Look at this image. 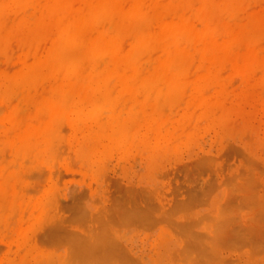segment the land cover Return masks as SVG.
<instances>
[{"label": "rangeland", "instance_id": "rangeland-1", "mask_svg": "<svg viewBox=\"0 0 264 264\" xmlns=\"http://www.w3.org/2000/svg\"><path fill=\"white\" fill-rule=\"evenodd\" d=\"M8 1L10 0H0V43L2 42L3 44L2 46L0 45V89L5 86L9 78L15 77V73L19 71L22 66L27 64L24 68H21L23 70L28 64H34V61L38 60H34L35 57H40L42 60V58H44L42 56L47 55L48 52L46 54L44 52L49 48L48 45L51 46L52 41H50V39L52 38L53 40L54 37V35L52 36L50 33L55 32V26L58 24L69 23L74 19V16L77 17L78 14L81 13V9H83L82 4L84 2V0H59L62 5L58 2V9H62V12L65 10L66 12V14L62 12L59 14L56 6L54 8L50 2H48L50 4V9L46 6L47 9L45 8V10V6L40 4L41 1L39 0H32V3L40 2V5L38 4L39 6H35L37 5L35 3L30 5L31 0H29V2L24 0L20 2L19 5L17 2L13 3V0L10 2ZM130 1L131 0L128 2L130 3ZM155 1H152V5L149 6L151 13L149 8L146 7L148 6L147 3L149 2L151 4V2H146L145 0L146 5H144V8L148 10L150 13L147 12L151 15L157 14L154 13L156 11L159 13L160 11L166 13L169 11L174 12L171 13L173 15L170 14L173 18H178L177 16L180 15H176L175 12L177 11L178 13L180 9L187 6H184L180 0H178L180 3H178L181 4V6H179L178 3L175 4L172 0H170L171 2L169 0H161L157 3ZM188 1H190V5L188 2L189 7H187L190 10L188 14L185 12L187 8L184 9L187 15H183V10L179 13L189 19H193V22H190L191 26H194L193 23L199 25V23H196L198 19L195 21V17H191L190 13H195L199 9L200 0H198L199 5L194 4L193 6L191 4L193 0ZM214 1L216 3L212 5ZM223 1L224 0H222V2ZM11 2L13 3V7L11 6ZM72 2V6H69ZM78 2H81V5H79ZM168 2H170L169 5ZM209 2V8L213 12L212 15V12L209 11L211 12L210 15H212L213 18L215 17L213 20L211 19V24H216L217 34H213L212 30L211 35L213 38L210 37L211 35H208V40H210L211 46L213 45V49L221 45V49L220 47L216 48V50L218 49L219 51L221 50L224 52L226 47L229 46L228 50L226 49L227 54L223 56L218 54L215 58L213 56L211 60L209 58L212 55L207 56L210 63H212V61L215 63V60L221 56L220 60L218 59L220 63L218 62L219 64H216L217 67L220 68H217L216 65L214 67V64H209V61H203V63L207 62L208 66L210 65L215 69L212 71L211 67H208L211 74H216V71L219 70L218 75H220L219 77L223 83L226 84L224 87H221V85L216 87L217 85L212 86L213 83L209 81V84L212 85H207L211 89L209 90V88L206 87V89L209 90L206 92L204 89V93L208 95V92H210L211 97H213L211 93L213 95H220V97L214 96L216 101H213L214 98H212V100H210L211 102H209V107L214 115L213 117L217 119L214 120L215 118L213 119L212 117L209 119L201 115H199L201 117H198L196 115L198 112V107L196 108V106H199V104H195L194 108H196L197 111H194L195 109L192 106L194 104L191 102L196 101L193 100V98L195 97L194 99H196L197 95L190 98L189 94H191L190 90H192V87L188 89L187 87L189 85H186L184 89L187 88V90H185L184 93V89H182L181 95H183V99L189 102L191 100L190 104L189 102L186 104L188 107L191 106L190 109L193 108L194 110H191L192 114L187 115L188 117H186V120L182 117V126H187L183 130H178L177 127L180 125L178 123L176 127L177 131L173 130L174 128L172 131L169 129L172 128L173 125H176L177 113H180L183 109H187V107L184 108L185 102H181L179 105L172 103L175 104L176 107L179 106V108L177 107V112L173 110L174 116L169 119L171 121L173 117L176 116L175 121L172 122L173 125L167 120L168 118L164 119L163 123L166 121L168 122L166 123V127L170 126L167 128L170 131L169 133L164 129L165 127L162 128L166 132H164L163 129L160 130L161 132L163 131V134L159 132L161 135L155 132H153V134L152 131L148 132L149 130L142 129L144 128V122L142 128L139 130L140 132L142 130L147 132L145 134H140V132L138 133L136 131V134H140L138 136H135L134 133H130L129 135L126 134L125 137L127 136L126 138H128V136H130V139L126 141L127 144L124 147H122L124 144L121 146L105 147L101 145L100 142L97 145L95 143V137L98 136L93 134V136H91V134H89L90 132H85L95 127L96 124L93 123L94 121L74 120L75 123L72 122L76 126L74 129L72 123H70L71 125H67L69 121H63L59 129L60 131L62 128V132H59L61 134H57L55 137L56 140L59 139V144L57 146L54 145L56 148L53 146L55 149L53 148V150H51L50 147L45 148L43 152L36 154L37 152L30 150L32 147L30 146L27 149L28 151L26 150L28 156L25 152L27 159H29L30 154L32 156V152H34V154H36L34 156L39 155L43 158L42 161L50 160V163L39 164V160L34 158V163L36 164L32 167L31 162L29 164L27 159L24 160V162L30 165V171L34 169V171L38 170L39 173L37 171L28 172L29 169L27 164H25L27 166L24 167L26 169L23 168L24 170L22 168H19V170L16 168L20 173L23 172V182L19 180L20 183H22L20 184L18 182L20 185L16 184L19 185L24 194L23 195L22 192L18 193L24 196L25 203L29 202L28 205L32 206L30 202L34 201V197L37 194L38 196L42 194L40 199L42 200L44 196L42 201L45 202L46 206L44 204L41 205L42 207L44 205L43 208L45 209L43 211L39 208L38 211H43V213L39 215L35 213V210L38 208L35 207V209L33 208L34 210H30L27 207V210L25 212L23 211V216H21L22 211H19L22 206H18V204L20 205L21 203V197L19 199L20 201L17 198V200H14L17 201L14 202V204L17 203L16 205L13 204V206L10 204L11 202L9 203L10 207L13 208L11 209L9 207L11 209V211L9 210L11 214H9L8 218H5L7 221L4 220V222H9L10 225L7 224V226L9 225L8 227L5 225L6 228L3 226L4 224L2 225L0 222V225L5 228L2 229L0 226L2 229H0V264H8L7 261H14L15 264H264V147H262L264 146V94L261 93L264 89L255 85L256 80L260 78L259 72L257 73L255 70L249 71L246 69V61H244L246 62L244 63V67L242 66V58L245 57V59L249 60L247 56L251 57V53L249 54V52L256 50L259 56H264V0H238L239 3L234 1L235 4H230V7H226L225 5L229 2L227 0L224 1L225 6H223V4L221 5V0H209ZM42 3H44V0H42ZM27 4L28 6H26ZM215 4H218L216 7L217 9L214 8L216 6ZM16 5L17 7L15 8L14 6ZM78 5L79 7L77 8ZM125 6L127 7L128 5ZM194 7L195 10H193ZM76 8H80L79 11H76ZM234 8L237 9L235 10ZM43 9L45 10L44 17L50 15L51 17L53 15L55 16V13H58L60 16L56 14L55 17L57 18L53 19L50 25L48 24L49 21H44L43 14L42 18L39 17ZM55 9L56 11L54 12ZM191 9L193 11H191ZM24 10H26V12L29 10L27 12L28 14ZM70 10L71 12L75 10L73 12L74 14L71 13L73 15L72 18L69 16ZM215 10L216 15L214 16ZM51 12H54L52 13L53 15ZM35 16L37 18H35ZM54 16L52 18H54ZM216 16L218 18H216ZM32 17L34 18V22ZM46 17L45 20L49 19L48 17L46 19ZM24 18L28 22L24 21ZM62 18H64L66 22H63ZM41 19L43 21L39 22ZM170 19L172 18L170 17ZM25 22L27 23L25 24ZM34 23H39L40 27L44 24V27L42 25V28L39 27V29L36 30L37 28L35 29L33 27H38L39 24L35 25ZM255 23L259 25L257 26V29L259 27V34L257 33L259 40L256 39V41L258 40L257 43L253 41L251 45L255 50L250 51L252 46L251 48L249 47L250 43L247 37H245V30L243 31L244 36L241 29H247L249 28L247 26L251 27L253 24L255 25ZM52 24H54V28L51 27ZM2 25L3 27H1ZM196 25L193 27L194 29H197L195 28ZM48 26L52 29L47 30ZM245 26L247 28H245ZM200 27H202V25ZM1 28L5 29H2L4 31L2 35ZM213 28L214 25H211V29ZM40 29H44L45 32L39 31ZM154 30L155 29L152 28V31ZM35 31L37 32L35 33ZM126 32L124 31L123 33L127 34V39L122 36L124 40L120 38V42L121 40H123L122 43L124 42L123 45L120 46H124L125 51L129 49L128 44L132 42L130 41L132 39L131 34L129 35V31ZM41 33H43L42 35H46L40 38L39 35L42 36ZM231 34L235 35V37ZM214 35L218 36L216 37L218 40L223 39L226 45H222V43H224L223 41H220V45H218V40L213 41V43L212 40L215 39ZM226 38L229 40H225ZM226 42L230 43L227 44ZM215 43H217L216 46ZM255 43L256 48H254ZM82 45L83 44L77 45L78 48H82L80 51L85 48V46ZM30 46L33 47L30 48ZM46 47L48 48L46 49ZM155 48L158 49V46ZM193 48L198 52L195 47H192V53ZM230 48H232L234 52H232ZM33 49H35V51ZM120 49L124 51L123 48ZM156 49H154V51H156ZM158 50H160V48ZM154 51L152 53H155ZM36 52L39 56H35ZM159 53L161 54V52L156 51L155 59L153 58L154 61L156 57L160 56L158 55ZM192 53L191 56L193 59L196 55ZM199 53L200 52H198V56L200 57ZM150 56L154 57L152 54ZM225 56L231 58H226ZM253 57L257 58L258 56ZM196 59H198L197 56L195 60L193 59L195 61L193 68L196 66ZM199 59H201V57ZM224 59L226 60L224 61ZM153 60L151 58L148 62ZM200 61L201 60H199V62L197 61V63L201 64ZM148 62L145 63L147 64ZM239 64H242L240 65L242 69H238V67L234 70ZM43 67H45V69L41 71H49L48 64H45V66L43 65L42 68ZM205 68L208 69L206 66ZM192 71L194 70L192 69ZM45 72H40L39 76L41 75L42 77H39V80L37 76L31 82L33 85H30V82L27 81L18 82L22 88L18 89L19 91L17 90L19 94H17L14 89L18 84L11 89L12 91L14 89V95L11 94L13 92H9L11 98L12 96H16L15 100L20 101V111L22 112L23 110V114L28 113V117L34 112L33 109L37 108L34 107L38 102L40 106L44 102L42 99H46V95L48 96L50 93L48 91L51 89L49 85L51 87L53 85L51 82L54 81H52V75L50 76L49 72L45 75H48L47 77L42 75L45 74ZM192 74L193 72L191 75ZM234 76L237 77L235 78ZM43 81H45V83H43ZM26 84L27 86L24 87ZM139 90L142 91L141 89ZM139 90L138 92L140 93ZM142 92V95L147 96V92L146 94ZM182 93L190 99H186ZM10 95L8 96L9 106L11 103H15V101L11 102V98H9ZM210 96L209 99H211ZM126 97L129 96L126 95ZM136 97L140 103L137 105L138 102L131 98L134 100L133 107L136 106L137 111L140 112L141 109H145L143 106L141 107V104L145 105L143 101L147 103L148 100L144 99L142 101L140 100L142 96H140V98L138 96ZM216 97L221 99L217 100ZM131 99L130 101H132ZM179 99L181 100V98ZM180 100L178 101L180 102ZM130 101L129 103L132 107ZM18 103L19 102H17V104ZM129 103L127 104L130 106ZM87 104L88 101L84 100L83 106L85 110L88 106ZM166 104L164 105L166 106ZM12 105L13 104H11L10 107H12ZM147 105L148 104H146L145 107ZM168 105L166 107H174L172 109H176L175 105ZM14 106L12 107L14 110H17V107H19L18 105L17 107L15 106L16 108ZM165 106L164 108L167 110L168 108ZM147 107L150 108V105ZM147 107L145 110H148ZM14 110L13 112H15ZM185 111L189 112V108ZM30 112L32 113L29 114ZM168 112H170V108ZM193 112L196 113L194 119L191 120L193 118ZM185 113L187 114V112ZM185 113L182 112L181 115H185ZM199 113L200 111L198 114ZM15 114L20 118L23 115H18L19 112ZM16 116H14L13 120H15ZM23 120L25 121V118ZM6 121L3 123L5 128L8 126V123L12 122L11 120V122ZM20 122L21 120L19 119V126L21 125ZM86 123L87 125H85ZM163 125L165 126V124ZM223 125L230 128L226 130L227 132L225 131V133V126L223 127ZM82 126L85 128L89 127L88 129H84L83 134L81 132L83 129ZM182 126L180 127L182 128ZM10 127L13 128V126ZM77 129L81 132L80 134L77 132ZM0 131L3 133L2 128ZM151 133L153 135H151ZM1 135L3 136L0 137L1 139L7 138L4 137L5 133ZM134 136L136 144H132L133 141H130L132 139L134 140ZM101 137L99 140L103 138ZM13 138H16V136ZM13 138L11 139V137H9L8 139L9 141L10 139L13 141ZM102 140L105 139L103 138ZM91 141H93V144H91ZM143 141L145 142L142 143ZM57 142L58 141L54 144ZM129 142L131 143L129 144ZM10 144L11 143H9V145ZM4 145L5 144H3V146ZM12 147L13 145L10 148L12 149ZM10 148L1 149L2 152L0 156L2 159L7 156L4 154V151H6L7 154L11 153L9 152L11 151ZM32 149L35 150V147ZM46 150L48 151L47 154ZM13 151L14 150H12L11 153L12 157L14 156L13 154H15ZM42 154L44 155L42 156ZM157 154H159L158 157ZM21 157L25 158V155L23 154ZM7 158L9 160L11 157H6L5 160ZM10 161H12V159ZM6 163L9 164V161ZM2 164L3 163H1V165ZM5 165L9 167L10 164ZM8 167H5V169L7 170ZM6 170L0 171L4 173L7 172ZM21 170L23 171L21 172ZM50 170L53 173H51ZM23 176H21V178ZM16 184L13 183V186L15 185L14 187H17ZM14 187L12 188L14 189ZM36 189L40 191L37 192ZM15 190L17 189H14L12 192L16 193ZM35 204L37 205V203ZM24 206L25 209L27 205ZM41 206H39L38 203L37 207ZM19 207L20 209H18ZM29 211H32V213ZM4 212L5 211H3V213ZM3 215H6V213ZM1 216L2 215H0V217ZM32 216L34 217L32 218ZM2 217L4 219V216ZM22 217L28 219L23 220ZM20 218L24 222H19ZM32 219H34L33 221L36 223L33 222ZM19 223H21V227H25L24 230H22L24 234L26 233L23 243L20 241L21 239H19L21 237L18 236V231H20V226H18ZM23 223L24 225H22ZM27 225H29L30 228H28ZM16 229H18V231H16ZM176 229L178 231H176ZM16 240L19 242H16ZM11 262L9 264H12Z\"/></svg>", "mask_w": 264, "mask_h": 264}, {"label": "bare ground", "instance_id": "bare-ground-1", "mask_svg": "<svg viewBox=\"0 0 264 264\" xmlns=\"http://www.w3.org/2000/svg\"><path fill=\"white\" fill-rule=\"evenodd\" d=\"M10 1H8V2H10ZM23 1L24 0H13L12 2L13 3L17 2V4L19 5V3L23 2ZM27 1L29 2V0H27ZM33 1H35V0H33ZM39 1H41V3L40 2H38V3L33 2L32 3V0H31L30 5L34 4V3L37 4L35 6H39L40 4H43V6H45L44 9L45 8L47 9L46 6H48V9H50L49 6L52 3V6L54 8L56 6V8L58 9L57 3L60 2L59 0H49V1L44 0V3H42V0H39ZM128 1L129 0H86V1L84 0V2L82 4L83 9H81L82 11L80 14H78L77 17L76 16L73 17V15H72V14H74L73 12L75 10L72 12L70 10L69 16L71 18L73 17L74 19L68 23V22H66V20H64V18H62L63 22L65 21L66 24H64V23L58 24L57 26H55V32L50 33V34H52V36L54 35V37H53V40H52V38L50 39V41H52L51 46L48 45L49 48L46 47V49L48 48L49 51L47 49V51L44 52L45 54L48 52L47 55L42 56V54H41V56L44 57V58H42V60L40 57L39 58L35 57L34 60H36V59H38V60L34 61L35 62L34 64H31V65L28 64V66L23 70L21 68L22 67L24 68L27 64L25 66H22L20 68L21 70L19 69V71H17L15 73V77H12V78L8 77L9 79L6 81L7 83L5 84V86L3 87V85H2L3 88L1 87L2 89H0V129L1 128L3 129V133H2V131H0V137L2 136L1 134L4 135V133H5L4 137H7L6 139H8L9 137H11V139H12L14 136H16V138H13V141H11V139L9 141V139L6 140L5 138L4 139L0 138V140H1L0 141V150L1 149L3 150L4 148H10L13 145L12 149L10 148L11 151H9V152L12 153V150H14L13 152L15 153V154H13L14 156L12 157L11 153L7 154L6 151H4V154L7 156H5L4 159H2L0 156V160L1 159L3 160V161L1 160L2 162L0 161V165H1V163H3L0 166L1 167L0 170L5 171L6 170L5 167H8L5 164H7V165L10 164L6 170L7 172L2 173L3 171L2 172L0 171V215L4 216V219L2 216L0 217V220H1L0 222L2 223V225L4 224L3 226H5V225L7 226V224L10 225L9 222H7V223L4 222V220L7 221V219H5V218H8L9 214H11L10 211L13 208V207H10L9 203L11 202L10 204L13 205L14 202H17L14 200H17V199L19 200L20 197H21V199H20L21 203H20V205L18 204V206H20V207L22 206V207H21V209H20V207L18 209H20L19 212L22 211L21 216H23V211L25 212L27 210V207L30 210H34L35 207L38 208L37 210H35V213H37V215L43 213V211L45 209V208H43L45 205V202L42 201L44 199V196H43V199L41 200L40 196H42V194L41 195L39 194V196L37 194L34 197V201L31 200L32 202H30V205L32 204V206H33V204H34V206L33 207L29 206L28 205L29 202L25 203L26 201L24 200V196H23L24 194L19 187V185L23 182V179H24L22 171L24 169H26L24 167H26L28 165L27 162H24V160L27 159V156H28V152H27L28 150L27 149L30 146H32L30 148V150L37 152L36 154L43 152V149L49 148V147L51 148V150H53V148L59 144V139L56 140L55 137L57 134H61L59 132H62V128L60 131H59V129H60V125H61V123H63V121H65V120L69 121V123L67 125H71L70 123H72V122L75 123L74 120H77V121L78 120L94 121L93 123L96 124L94 128L88 129L89 127L85 128L82 126L83 127V129L81 131L82 134H83L84 129H88L89 131L86 130L85 131L86 133L90 132L89 134H91V136H93V135L98 136V137H95V139H96L95 143L97 145L100 142L101 145H103L105 147L106 146L107 147L121 146L123 144L124 145L122 147H124L127 144L126 141H128V139H130V136H128V138H126L127 136L125 137L126 134L129 135L130 133H134L135 136L136 135L138 136L140 134H145L147 132V131L145 132V130L144 131L142 130L143 132L141 131L142 132L141 133L139 130L142 128L144 122H145L144 128H142V129L149 130L148 132L152 131V133L155 132L156 134H159V135H161V133L163 134V131L161 132L160 130H162L164 127H165L164 129L167 131V133L172 131L173 128H174L173 130H176V131H177V128H178V130H180V129L183 130L187 126L184 127V125L182 126L181 123H182L183 119L184 120L187 119L186 118V117H188L187 115L192 114L191 110L194 108L195 104H197V105L199 104V106H196V108L198 107V112L200 111V113L198 114V112L197 113L193 112L194 116L192 115L193 118L191 120L194 119L195 113L198 117L205 116L206 118H209V119L211 117L213 119L215 118V117H213L214 116L213 112L209 107V104H210L209 102H211L210 100H212V98H214L213 101H216L214 96L216 95V96L220 97V95H217V94L213 95L211 93V95L213 96V97H211L210 92H208V95H207V93H204V89H205V92L209 91L211 89L210 87H208V85H210L209 81L213 83V85L211 84L212 86L217 85L216 87H218L220 85H221V87H224L226 84H224L223 81L221 80V78L219 77L220 76V75H218L219 70L216 71L217 73L215 72L216 74H214V73L211 74V72H209V68L211 66L210 65L208 66L207 62L203 63V61L204 60L209 61V64H212V65L214 64V67H215L216 64L218 65L220 63L219 60H220L221 56L218 58L219 60L218 59L215 60V63H213L214 61H212V63H210L211 58L213 56H214V58H215V56L217 57L218 54L222 55V56L227 54L226 49L228 50L229 46L226 47V49L224 51L226 53H224L221 50H220L221 51L220 52L218 49L216 50V48L220 47V49H221V45L219 42L223 41L224 43L221 42L223 45V44H225V41L223 39L222 40L221 39L218 40V38L216 39V37H218V36L214 35L215 39H213L212 42L215 40L216 41L218 40L217 42L219 43L218 45H220V46L213 49L212 48L213 45L211 46V42H210V40H208V37H209L208 35H211L212 33L217 34L216 33L217 32V26H215L216 24L215 23L211 24L212 20L215 17L214 18L212 17L213 12L209 8V6H210V5H208L210 3L209 0H200L199 9L195 13H192L193 15L190 13L191 17L192 16L195 17V19H194L195 21L197 19L200 21L199 22L197 20L196 23H199L200 26L202 25V27H200L198 24L196 25L193 23L194 26L196 25L195 28H197V29H194L193 28L194 26H191V24H190V22H193L192 18L189 19L186 16H182V14H180L181 10H183V15H187L188 11H190L187 8V7H189L188 2L190 5V1H188V0H180L184 6L185 5H187V6H185L183 9H180L178 11V13H177V11L175 12L176 15L177 14L180 15V16H177L178 18H173L171 16L173 14H171V13H174V12H169V11L167 12L168 14L166 12H163V11L162 12L160 11V13L156 11V12H154V13H157L155 15L149 14L151 12L149 6L152 5V3L155 0H146V2H148V1L151 2V4L148 2L147 3L148 6H146L147 8H149L150 12L148 10H145V8H144L145 7L144 5H146L145 0H144V4H143V0H131L130 3ZM160 1L161 0H156L155 2L157 3ZM172 1H174L175 4L179 2L178 0H176V1L172 0ZM227 1H229V2L226 4H225V2L223 3L222 0H221L222 3L221 2L220 3H221V5L223 4V6L226 5V7H230V4L234 5L235 4L234 1L236 3H239L238 0H233V1L227 0ZM12 2H11V6L13 7ZM48 2H50V4ZM126 2H127V4H126ZM170 2H168V5L170 4ZM198 2H199L198 0L197 1L193 0V3L191 2V4H192V6L194 4L199 5ZM45 3H46V5H45ZM179 3H178V5L181 6V4H179ZM214 3H216V2L214 1L212 3V5ZM217 3L219 4V2H217ZM28 4L26 6H28ZM72 4H73V2L69 6H72ZM78 4L81 5V2H78ZM61 5H62V3H61ZM79 5L77 6V8L79 7ZM125 5H128V6L126 7ZM217 5L214 7L215 9H217L216 8ZM192 6H190V7H192ZM223 6H221V7L224 8ZM14 7L16 8L17 5ZM32 7H33V5H32ZM168 7H171V6H168ZM232 7H234V6H232ZM232 7H231V9H232ZM77 8H76V11H79L80 8L79 9H77ZM178 8H180V7H178ZM178 8H177V10H178ZM25 9H27V8H25ZM44 9L42 10L41 16H39L41 18H42V14L44 17V11L46 10V9L45 10ZM184 9H186L185 12H187V14H185ZM9 10H10V8H9ZM61 10L58 9L59 14H61V12H62ZM193 10H195V7ZM193 10L191 9V11H193ZM6 11H7V9H6ZM24 11L26 12V10H24ZM55 11H56V9L54 10V12ZM209 11H211L212 13ZM54 12H51V14ZM69 12H68V14H69ZM215 12H216V10L214 11V13ZM58 13H55V16H56V14L58 16L59 15ZM62 13L66 14L65 10ZM210 13L212 15H210ZM32 15H34V14H32ZM215 15H216V13L214 14V16ZM55 16H54V18H52L51 15L47 16L49 19L52 18L51 20L47 19V17L45 16L47 20H45V17H44V21L45 22L49 21L48 24H50V23H52L51 21L53 19L57 18ZM170 17L172 19H170ZM35 18H37V17L35 16ZM71 18H70V20H71ZM216 18H218V17L216 16ZM23 20L27 21V20H25V18ZM23 20L21 19V21H23ZM217 20H216V22H217ZM24 21H23V23H24ZM42 21L43 20L41 19V21H39V22H42ZM27 22H25V24ZM33 22H34V18H33ZM34 24L37 25L39 23H37V24L34 23ZM42 25L44 27V24H42ZM42 25H41V27H40V24L38 27L37 26H34V27L32 26V27L35 29L37 28L36 30H38L39 27L42 28ZM211 25L212 26L214 25L213 29H211ZM249 25H252V24H249ZM53 26H54V24H52L51 27H53ZM257 26H259V25H256V23H255V25L253 24L251 27L247 26L249 28H247L245 26V28H247V29H241L242 34H243V31L245 30L244 33L246 36L244 34L243 35L245 37H247V40L250 43V46H249L250 48L252 46L251 44L253 43V41L255 42L256 39L259 38V37H257V35L259 34V31H258L259 27L257 29ZM1 27H3V25ZM47 28H48L47 30L52 29V28H49V26ZM152 28H154L155 30L152 31ZM2 29L3 28H1V30ZM3 30H5V29H3ZM3 30L1 31V35L4 34V33H2V32H4ZM32 31H31V33H32ZM39 31H44V29L43 30L40 29ZM124 31L125 32L129 31V35L131 34V36H132V39L130 40L132 42H131V44L129 43L130 46L128 44L129 49H127L126 51L124 49L125 48L124 46H120V45H123V43H124V42L122 43V41L124 40L122 37H125V38L127 37V34L123 33ZM211 31H212V33H211ZM239 31H240V29H239ZM36 32L37 31H35V33ZM154 32H156V33H154ZM42 34L43 33H41V35ZM45 35H42V36L39 35V37L43 38V36H45ZM129 35H128V38H129ZM232 36L235 37V35H232ZM49 37H50V35H49ZM210 37L213 38L212 35ZM228 37H230V36H228ZM260 37H261V35H260ZM40 38H39V41H40ZM120 38L123 39V40H121V42H120ZM236 38H237V36H236ZM236 38H235V40H236ZM225 40H227V38ZM257 41H256V43H257ZM119 43H122V44H119ZM226 43L228 44L230 42H226ZM256 43H255V45L253 44L255 46L254 48H256ZM37 44H39V43H37ZM40 44H41V42H40ZM78 44H83L82 46H85L84 50L80 51L82 48L81 49L78 48V46H77ZM216 44L217 43H215V46H216ZM0 45L1 46L3 45L2 42L0 43ZM33 46H30V48H32ZM157 46H158V49L160 48V50L155 48ZM192 47H195V49H197L198 52H200L199 54H200L201 59H199L200 57L198 56V52H196L194 50V48H193V53L191 52ZM39 48H40V45H39ZM120 48H123L124 51H122ZM153 48L156 49V51L161 52V54L160 53L158 54L160 56L156 57L155 61L153 60V58L155 59L156 51H154ZM230 49H232V48H230ZM33 50L35 51V49H33ZM152 50L155 53H152L153 52ZM252 50H255V49H253V46H252L250 51H252ZM232 52H234L233 49H232ZM232 52H230V53H232ZM13 53H15V52H13ZM191 53L198 57V59H196V66H194L195 68H193V65L195 64L194 60H195L196 56H194L195 58L193 57V59H194L193 60ZM194 53H197V54H194ZM221 53H224V54H221ZM250 53H251V57L247 56ZM36 54H37V52H36ZM36 54H35V56H39L38 54L37 55ZM151 54L154 55V57L153 56L151 57L150 56ZM249 54L246 55L247 57H249L248 58L249 60L245 59V57L242 58L243 62L242 61L241 62L243 65L239 64V65H237V67L234 66L235 69H234V67H233V69L236 70V68H238V67H239L238 69H240L241 68L240 65H242L244 67V63L247 62L245 64L246 69H248L249 71L255 70L257 73L259 72V74H260V78L256 80L255 85L262 87V89H264V56H262L260 54L262 56V58H261V56H259V54H258V52H256V50L249 52ZM209 55H212L209 58L210 60L207 58V56H209ZM228 55H230V54H228ZM149 56H150V59L152 58L153 61L148 62L150 60ZM253 56H258V57L256 58ZM225 57L231 58L229 56L228 57L225 56ZM259 57H260V59H259ZM85 59H86V61H85ZM199 60H201L200 61L201 64L197 63V61L199 62ZM225 60L226 59H224V61ZM244 61H246V62H244ZM145 62H148V63L146 64ZM45 64L49 65V67H48L49 71H46V72H45V70L41 71V70L45 69V67L42 68V66L43 65L45 66ZM217 65H216V67H217ZM205 66L207 68L208 67L209 68L206 69ZM48 68H47V70H48ZM217 68H220V67H217ZM192 69L194 71H192ZM246 69H244V70H246ZM211 70L213 71L215 69H213L211 67ZM190 71H191V73L193 72L192 75H191ZM241 71H243V70H241ZM40 72H42V73L45 72V74H42L44 76L49 72L50 76L52 75L51 76L52 78L51 77L50 78L54 82H51V83H53V85L50 83L52 85L51 87L49 85V88H51V89L48 91L50 93L48 96L46 95V97H45L46 99H44V98L42 99V100H44V102L40 106H39L40 103L38 102L37 105L39 107L35 104L36 106L34 108L37 107L36 108L37 110L33 109L34 112L32 110L33 113L32 112L29 113V114L32 113V115H30L28 117V113L23 114V110H22V112L20 111V108H21L20 101L15 100L16 96L15 97L12 96V98H11V95L9 94V92L11 93L15 89L16 93L19 94L17 92V90L22 89L20 87L21 85L18 84V82H20V81H27V82H30V85H33V83L31 84V82L37 76H38V78L42 77L41 75L39 76ZM18 73H20V74H18ZM16 74H18V75H16ZM47 76H45V77H47ZM53 76H54V79H53ZM39 80H40V78H39ZM211 80H214V81H211ZM37 82H39V81H37ZM36 83H34V84H36ZM43 83H45V81H43ZM217 83H220V84H217ZM222 83H223V86H222ZM17 84H18L19 88H18V86H16L12 91L11 89ZM30 85H29V87H30ZM186 85H189L187 87L188 89H191L190 87H192V90H190L191 94H189L190 98L192 96L197 95L196 99H194L195 97L194 98L192 97L193 100H196L197 102L196 101L191 102V100H190V102L192 104H194V105L191 104L193 106V108H191V109H190L191 106L188 107V105H187L188 104L187 102H189V101L183 99V95H181V91H182V89H184V87H186ZM26 86H27V84L24 87H26ZM238 86H239V84H238ZM206 87H208L209 90H207ZM187 88H185L183 90L184 93H185V90H187ZM139 89H141L143 92L140 91ZM138 90L140 91V93L138 92ZM141 92L143 94H146V92H147V96L142 95ZM184 93H182V94H184ZM261 93L264 94V91H261ZM11 94L14 95V92ZM9 95H10L9 98H11V102L15 101V103L10 102L11 104H13L12 107L14 105L16 107H17V105L19 106V107H17V110H14V108L10 107L11 104H10V106L8 105V96ZM126 95L129 96L130 98L126 97ZM131 95H132V97H131ZM134 95H135V97L138 96L139 98H140V96H142L143 99L140 98V100H142V101L144 99H147L148 100L147 103L145 101H143V102L145 103V105L146 104L150 105V108H148L147 107L148 105H147L146 107L148 108V110H145L146 109L145 105L141 104V107L143 106V108H145V109H143V110L141 109L142 111L140 110V112L137 111V109H136L137 107L136 106L133 107L134 100L138 102L137 105H139L140 101H138L137 97H136L137 98V100H136ZM209 96L211 99H209ZM184 97H186L185 94H184ZM189 97H186V99L188 98V100H189L190 99ZM219 97H216V99L217 100L221 99ZM131 98L134 100H132ZM179 98H181V100ZM12 99H14V100H12ZM130 99L132 101H130ZM84 100L88 101V104H87L88 106H87L86 110L84 109L85 107L83 106ZM178 100H180V102ZM183 100H185V101H183ZM16 101L19 103L17 104ZM129 101L132 103L133 108L131 107V104L129 103ZM181 102L182 103L185 102L184 108L187 107V109H183L184 111L181 109H180L181 111L179 110L180 113L178 112L177 117L175 116L177 118L176 125H173L172 122H174L176 118L173 117V119H174V120L172 119L173 121L172 120L170 121L169 119H170V117L174 116V111L177 112V110H178L177 107L179 108V106L176 107V105L172 104V103H176L177 105H179V103H181ZM190 102H189V104H190ZM85 103H86V101H85ZM127 103H129L130 106ZM136 103H135V105H136ZM166 103L171 104V106L175 105L176 109H172L174 107H172V108L166 107L168 105ZM164 104H166V106ZM127 106H129V107H127ZM164 106L168 109L165 110ZM30 107H31V105H30ZM140 108H138V109H140ZM169 108H170V112H168ZM188 108H189V112L185 111V110H188ZM196 108H194L195 110L194 109L193 110L197 111ZM13 110L15 112H13ZM17 112H19L18 115L23 114L22 115L23 118L17 117L15 114ZM171 112H172V114H171ZM182 112H184V113L187 112V114L185 113V115L184 114L181 115ZM188 113H190V114H188ZM178 115L180 116V119H179ZM199 115H201V116H199ZM14 116H16L15 120H13ZM182 117H183V119H182ZM18 118L21 120L20 126H19V119ZM24 118H25V121L23 120ZM165 118H168L167 120L171 123V125H173V127L171 126L172 128L169 129L170 131L167 129L170 126L166 127V125H167L166 123H168V122L166 121L165 123H163ZM189 118H188V120H189ZM216 119L217 118H215L214 120H216ZM6 120L7 121L11 120L13 122L12 123L10 121L12 124L8 123V126L10 124V126H13V128L10 126H9L10 128L8 126H6V128L8 127L7 129L5 128V125H3V123ZM22 120H23V122H22ZM179 120H181V121H179ZM201 121L203 122L202 119H201ZM16 122L18 123V125ZM177 123L180 124L178 127H177ZM163 124H165V126ZM85 125H87V123ZM72 126H73V129H74V127L76 128V126L74 124ZM180 126H182V128ZM224 126L225 125H223V127ZM224 129L223 130L225 133V131L229 130L230 128L225 126ZM165 130H164V132H166ZM136 131L138 133L140 132V134H136ZM77 132H79L78 129H77ZM81 132H79V134ZM159 132H161V133H159ZM152 133H151V135L154 134V133L153 134ZM76 134H78V133H76ZM89 134H87V135L90 136ZM231 134H232V132H231ZM101 136L105 140H102L103 138ZM135 136H134V140L132 139L133 136L131 138L132 140H130V141H133L132 144H136L135 143L136 142ZM17 137H18V139H17ZM100 137L102 138V139H100L101 141L99 140ZM124 137H125V139H124ZM56 141H58V142L56 144H54ZM6 142L8 143V145ZM124 142H126V143H124ZM144 142L145 141H143L142 143H144ZM9 143H11L10 144L11 146L9 145ZM130 143L131 142H129V144ZM3 144H5V145L3 146ZM91 144H93V141H91ZM156 144H159V143H156ZM6 145L10 146V147H7ZM61 145H63V144H61ZM33 147H35V150L32 149ZM262 147H264V146H262ZM36 148H37V150H36ZM2 150L0 151V155H1ZM25 152L27 153V156H26ZM34 152H32V156L30 154L29 159H27L29 164L31 162L32 167L34 164H36V163H34V161H35L34 158H36V160H39V162H40L39 164L50 163V160L42 161L43 158L40 157L39 155L34 156V155H36V154H34ZM144 152H145V150H144ZM47 153H48V151L46 150V154ZM23 154L25 155V158L21 157ZM43 155L44 154H42V156ZM158 155L159 154H157V157H158ZM6 157H11V158H9V160H8V158L5 160ZM38 157H39V159H38ZM30 158H31V161H30ZM160 158H163V157H160ZM11 159H12V161H10ZM50 159H51V157H50ZM8 161H9V164L6 163ZM25 164H27V165H25ZM16 166H18V167H16ZM29 166L30 165L27 166L28 169H29ZM37 166H39V165H37ZM2 168H4V169H2ZM16 168L18 170H19V168L20 169L24 168V169L21 170L22 173H20V171H18ZM9 169H11V170H9ZM32 171L38 172V170L34 171V169ZM32 171H30V169H29L28 172L31 173ZM50 172L53 173L51 170H50ZM18 175H20V176H18ZM21 176H23V177L21 178ZM37 178H36V180H37ZM19 180L22 182L20 183ZM13 183L14 184L17 183L19 185L16 184L17 187H14L15 185L13 186ZM12 187H14V189H17V190H15L16 193L12 192L14 190ZM8 188L9 189L12 188L13 190L12 189L9 190ZM39 191L40 190H37V192H39ZM19 192H22L23 195L18 194ZM18 195H19V197H18ZM12 196H16V197H12ZM36 198H38L39 200ZM11 199H12V201H11ZM41 201L44 203H42ZM22 202H24V203H22ZM34 202L37 203V205L39 203V206H41L42 204H44V205H43V207L42 206L37 207V205ZM40 202H41V204H40ZM16 204H14V205H16ZM24 205H27L25 209H24V207H25ZM39 208H40V210L42 209L43 211H41V212L38 211ZM3 211H5V212L3 213ZM36 211H38L39 213ZM29 212L32 213V211H29ZM5 213H6V215H3ZM33 213H34V211H33ZM12 215H14V214H12ZM31 215H30V218H31ZM34 216H35V214H34ZM34 216H32V218ZM2 219H3V221H2ZM9 219H8V221H9ZM25 219H28V218H25ZM25 219L23 218V220H25ZM19 220H20L19 222H21V223L24 222L23 220H21V218ZM33 220L34 219H32V221ZM37 221H39V220H37ZM33 222H35V221H33ZM33 222H31V223H33ZM21 223H19L18 226H20ZM2 225H0L2 227V229H5ZM22 225H24V223ZM27 226H28V228H30L29 225H27ZM1 227H0V229H1ZM24 228L25 227L20 226L19 227L20 231H18V229H16V231L19 232L18 236L21 237L19 239H21L20 241H22V243L25 241V234H26V233L24 234L23 233L24 231H22V230H24ZM34 228H35V226H34ZM177 229H176V231H178ZM172 230H174V229H172ZM175 233H177V232H175ZM21 234L23 235V237ZM172 235H174V234H172ZM16 242H19V241L16 240ZM94 242H95V240H94ZM92 243H89V244H92ZM182 243H183V241H182ZM182 246H183V244H182ZM9 260H12V259H9ZM10 262L11 261H9V262L7 261L8 264ZM13 262H11V263L13 264ZM14 264H15V262H14Z\"/></svg>", "mask_w": 264, "mask_h": 264}]
</instances>
